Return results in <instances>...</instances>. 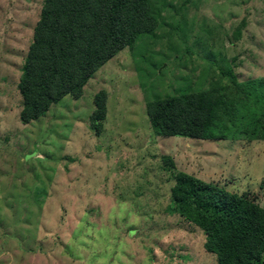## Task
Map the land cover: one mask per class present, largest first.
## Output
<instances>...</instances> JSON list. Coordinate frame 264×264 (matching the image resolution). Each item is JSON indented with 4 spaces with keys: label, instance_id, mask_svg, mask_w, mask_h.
I'll return each mask as SVG.
<instances>
[{
    "label": "rangeland",
    "instance_id": "1",
    "mask_svg": "<svg viewBox=\"0 0 264 264\" xmlns=\"http://www.w3.org/2000/svg\"><path fill=\"white\" fill-rule=\"evenodd\" d=\"M43 2L0 0V264H218L204 233L167 212L163 157L264 207V140L158 135L147 105L205 83L209 58L240 82L263 79L264 0H159L153 34L101 66L81 97L23 123L18 85Z\"/></svg>",
    "mask_w": 264,
    "mask_h": 264
},
{
    "label": "trees",
    "instance_id": "2",
    "mask_svg": "<svg viewBox=\"0 0 264 264\" xmlns=\"http://www.w3.org/2000/svg\"><path fill=\"white\" fill-rule=\"evenodd\" d=\"M163 8L159 0H44L18 85L21 121L38 120L66 96L81 97L101 66L154 33ZM208 60L218 80L211 73L195 87L189 79L172 96L148 102L154 131L200 140H264V78L240 82L230 66ZM105 101L104 91L96 95L90 116L96 133L103 130ZM163 159L174 181L167 212L204 233V248L218 264H264V207L258 196L178 171L172 156Z\"/></svg>",
    "mask_w": 264,
    "mask_h": 264
}]
</instances>
